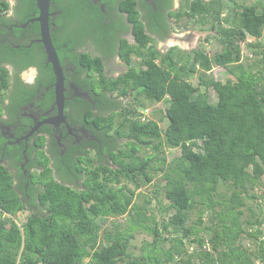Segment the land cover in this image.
Returning <instances> with one entry per match:
<instances>
[{"label": "trees", "instance_id": "1", "mask_svg": "<svg viewBox=\"0 0 264 264\" xmlns=\"http://www.w3.org/2000/svg\"><path fill=\"white\" fill-rule=\"evenodd\" d=\"M21 2L27 10L21 12L18 24L39 14L36 0ZM76 4L75 0H52L51 12H61L53 20L56 29L52 31L61 60L60 40L74 29L79 31V24L89 25L97 17L87 6ZM126 8L137 39L135 45L124 41L120 48L128 71L118 78H107L101 60L80 57L82 65L98 75L94 85L97 97L108 110H114L108 116L90 110L87 116L97 137L107 144L103 152L109 163L103 164V154L98 166L94 159L83 160L89 168L81 169L86 176L82 188L76 190L53 176L48 156L38 151L35 165L42 172L34 171L30 179L34 188L30 187L28 204L40 212L26 216L28 207L17 192L15 175L0 164V264H84L85 259H89L87 264H264V208L258 204V215L248 203L257 199V188H264V45L259 41L264 35L262 0L252 5H229L225 0L182 3L176 14L178 21L187 18L194 24H210L216 32L223 49L214 56L205 46L191 52L173 47L161 53L133 4ZM9 9L8 1L0 0L2 28L16 24L14 16L8 17ZM227 11H234L232 21L224 17ZM225 23L229 27L224 28ZM33 28L39 34L38 23ZM250 39L262 50L254 51L259 56L254 62L244 63L240 44L250 48ZM205 41L209 42L208 36ZM36 46L42 57L31 59L32 65L49 70L53 83L54 73L43 46ZM18 52L11 45L0 46V116L11 84L5 65L11 62L17 70L20 58L11 59V55ZM133 57L137 58L136 66ZM30 64L24 63L21 70ZM216 66L226 69L229 77L216 79L212 74ZM134 92L151 102L168 104L164 130L157 121L140 119L139 112L137 117H129L131 112L123 108L122 98ZM109 95L122 101L106 102ZM116 109L124 112L117 129ZM121 138L130 143L128 151L122 149L125 144L120 146ZM44 142L43 138L38 140L42 147ZM5 143L0 134V152ZM16 148L20 147L5 149ZM147 149L153 154H139ZM167 149H180L181 155L169 161ZM160 172L162 184L140 205L135 199L142 194L136 191L150 185ZM24 186H20L22 192ZM221 186L230 193L220 192ZM153 201L160 209L159 220L160 216L149 209ZM123 215L129 217L128 227L115 224L111 231L100 233L97 219ZM13 216H19L21 223L10 218ZM193 216L196 221L189 226ZM138 230L153 239L134 255L129 247ZM244 236L250 241L245 246Z\"/></svg>", "mask_w": 264, "mask_h": 264}, {"label": "flooded vegetation", "instance_id": "2", "mask_svg": "<svg viewBox=\"0 0 264 264\" xmlns=\"http://www.w3.org/2000/svg\"><path fill=\"white\" fill-rule=\"evenodd\" d=\"M13 1L14 6L8 17L14 16L16 24L11 27H0V46L8 44L18 50V53L11 55V59L19 57L20 63L17 70L11 62L5 65L11 76V84L5 91L0 116V134L6 140L0 152V164L7 166L15 175V187L20 197L25 198L27 212L36 213L40 212L38 208L31 210L28 203L31 201L30 187L34 188L30 179L34 171L42 172L40 166L35 165L38 151H44L48 156L53 176L76 190L82 188L86 176L81 169L89 168L82 161L94 159L95 165L98 166L102 164L99 155H105L103 148L107 144L97 137V130L88 123L87 116L90 110L94 114L105 116L111 115L114 110H108L106 104H102L101 99L97 97L99 92L95 91L94 85L95 80L99 79L98 75L89 68L86 69L80 57L88 55L101 60L107 78H111L109 75L113 73V67H118L119 76L128 71L125 66L119 67L120 64H126L120 48L124 41L130 45L137 43L133 33L134 24L126 8V5L132 4L139 12L140 20H143L146 32L155 39L156 47L161 43L164 44L166 52L169 51L173 48L170 42L178 41L176 33L178 19L174 18V15L180 11L182 0H88L90 5L83 4L85 0H75L76 6H87L97 17L93 23L89 22V25L79 24V31L74 29L66 38L60 40L63 60L56 49L66 77L64 119L59 116L55 104V80L51 83L50 71H42L38 66L32 65L31 59L39 61L42 57L41 50L36 46L41 44L39 23V34L33 28L34 23H37L33 20L38 15L23 24H18L21 12L25 13L27 9L21 0ZM60 14L59 11L51 12V33L56 29L53 20ZM77 57L79 60L76 61ZM117 60L120 63H117ZM111 61L113 64L109 68ZM24 63L31 64L21 70ZM29 69L31 74H25ZM15 72L19 74L16 75ZM24 97L31 98L30 102L21 101ZM108 97L105 99L106 102L118 99L116 95ZM117 111L116 109L115 112ZM101 133L103 135V132ZM40 138L45 140L43 147L38 144ZM108 145L113 146V143L110 142ZM8 146L20 148L6 152L5 148ZM104 159L108 162L109 156L105 155ZM13 164L18 168L13 167ZM22 183H25L23 192L20 190Z\"/></svg>", "mask_w": 264, "mask_h": 264}, {"label": "rangeland", "instance_id": "3", "mask_svg": "<svg viewBox=\"0 0 264 264\" xmlns=\"http://www.w3.org/2000/svg\"><path fill=\"white\" fill-rule=\"evenodd\" d=\"M8 3L10 4V9L8 11V13L12 10V7L14 6V1L13 0H7ZM206 2H210L211 0H205ZM183 3V6H185V0L180 1ZM225 2H228L229 5H233L234 2L235 3H244L245 5H252V4H256L258 2V0H225ZM262 3L264 4V0H262ZM258 14L262 13L261 8L258 9ZM225 18H228L232 21L234 19V11H227L226 14L224 15ZM174 18H177L176 15H174ZM177 25V31L176 33H178V41H171L170 44L173 45V47H179L181 46L182 49L184 51L187 52H191L193 50H195L194 48H199L200 46H205L206 51L208 52V54L210 56H214L215 54H217L218 52H221L223 49V46L218 42V40L215 38V34L216 32L214 30L211 29V25L210 24H206L203 25L202 24H194L191 21H189L187 18H182L180 19V21H178ZM224 28L229 27V24L225 23ZM209 39V42L205 41V39L207 38ZM261 41V44L264 45V35L263 37L259 40ZM247 43H250L252 46L250 48L247 47L246 43H242L241 42V50H242V57H243V61L244 63H252L256 60V58H258L259 56L255 55L254 51H260L262 50V47L260 48H256L254 47L256 44V42L252 39H250ZM157 48L161 51V53H165L166 52V48L164 46V44L159 43L157 45ZM136 57L133 58V65L136 66ZM117 63H120L119 60H117ZM113 64V62L111 61L109 63V68H111V65ZM121 66H125V68L127 69V65L126 64H120L119 67ZM32 69V68H31ZM25 74L30 75L31 74V70L29 69V71H26ZM212 74L216 79H226L229 77V73L226 69H224L223 67H218L216 66L213 70H212ZM120 75L118 67H113V73L111 75H109V77H118ZM194 82H197V79H194ZM216 95L215 93H213V99L214 101L216 100ZM123 99V108L128 109V111L131 112L130 116L131 118H135L137 117L136 114H138V112L140 113L139 115L143 117V119H147V120H154L157 121L160 126L162 127V129L164 130L167 125H168V119L165 115V109L168 107V104H166L165 102H160V103H156V102H151L149 100H146V98L144 96H140L138 95L136 92L130 94L127 98H122ZM147 111V112H146ZM114 113V112H113ZM112 113V114H113ZM122 109H119L117 111V117H115V122H114V128L117 129L118 128V124L121 122L122 120V114H124V112L122 113ZM141 119V117H140ZM120 143L123 147L122 149L128 151L130 149V143H127V139L125 138H121L119 139ZM167 152V157L169 159V161H171L172 159L179 157L181 155V150L180 149H174V150H166ZM139 154L142 155L143 157L149 155V154H153V150L152 149H147V150H140ZM41 159V158H40ZM109 162H103V164H108ZM111 164V163H110ZM38 174V173H36ZM163 176V173H156L154 175V180L153 182L148 185V186H144L142 187L140 190H137L136 193L137 194H142L141 197H136L135 201H138L140 205H143V201H144V197L148 196V195H153V192L155 189H157L158 185L162 184L161 181V177ZM42 182V181H40ZM264 182V179H263ZM130 187H132V189L134 188L133 185H129ZM220 192L222 193H227L228 190L227 188H225L224 186L220 187ZM253 191H251L252 193ZM230 193V191L228 192ZM257 194V199L256 200H251L248 201V203L254 208L256 209L258 215L260 214V211L258 210V204L261 205V207L264 208V199L262 198L264 196V188H257L256 192ZM156 201H153L150 206L149 209L152 213H154V215L160 216L159 212L160 209L158 208V206L155 203ZM164 205L167 204V202H163ZM149 214H152V213ZM28 214V212L24 213V216H26ZM246 215L249 216V212L246 210ZM264 216V215H263ZM169 216H167L168 218ZM13 220H18L20 222L19 216H13L10 217ZM161 219V216L158 218V220ZM192 221H190L188 223V225H193V223H195L194 221H196V217L193 216L191 217ZM129 222V217L126 215L123 216H118V217H111L109 219H105V218H99L96 220V223L101 227V232L103 233L105 230H109L111 231L113 229V226L115 224H120L122 225V228L128 227L130 224ZM21 223V222H20ZM153 237H151L148 233L138 230L135 232V238L131 241V245L129 247V251L134 253V255H138V249L145 243V242H152ZM250 244V241L247 239V237H243L242 239V245H248ZM209 245H207L208 247ZM120 264H127V262H121ZM259 264V263H258ZM261 264V263H260Z\"/></svg>", "mask_w": 264, "mask_h": 264}, {"label": "water", "instance_id": "4", "mask_svg": "<svg viewBox=\"0 0 264 264\" xmlns=\"http://www.w3.org/2000/svg\"><path fill=\"white\" fill-rule=\"evenodd\" d=\"M51 4L52 0H36V6L39 11L38 17L33 20L40 25V43L43 45L47 62L51 64L55 75L54 91L55 104L59 110V116L64 119V110L66 102V87H65V73L61 61L58 57L56 48L53 44L51 33Z\"/></svg>", "mask_w": 264, "mask_h": 264}, {"label": "clouds", "instance_id": "5", "mask_svg": "<svg viewBox=\"0 0 264 264\" xmlns=\"http://www.w3.org/2000/svg\"><path fill=\"white\" fill-rule=\"evenodd\" d=\"M143 117L141 116V119H142ZM146 121H147V119H146ZM89 262V259H85V261H84V264H87Z\"/></svg>", "mask_w": 264, "mask_h": 264}, {"label": "crops", "instance_id": "6", "mask_svg": "<svg viewBox=\"0 0 264 264\" xmlns=\"http://www.w3.org/2000/svg\"><path fill=\"white\" fill-rule=\"evenodd\" d=\"M178 48H180L181 50H183L181 46H179ZM194 49H196V48H194ZM183 51H184V50H183Z\"/></svg>", "mask_w": 264, "mask_h": 264}, {"label": "built area", "instance_id": "7", "mask_svg": "<svg viewBox=\"0 0 264 264\" xmlns=\"http://www.w3.org/2000/svg\"><path fill=\"white\" fill-rule=\"evenodd\" d=\"M147 112V111H146ZM143 121H146L145 119L142 118Z\"/></svg>", "mask_w": 264, "mask_h": 264}, {"label": "bare ground", "instance_id": "8", "mask_svg": "<svg viewBox=\"0 0 264 264\" xmlns=\"http://www.w3.org/2000/svg\"><path fill=\"white\" fill-rule=\"evenodd\" d=\"M222 9V8H221ZM51 25V24H50Z\"/></svg>", "mask_w": 264, "mask_h": 264}]
</instances>
